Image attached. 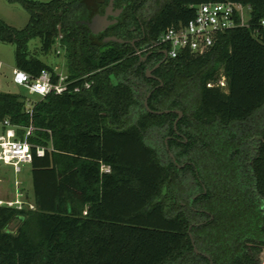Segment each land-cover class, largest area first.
<instances>
[{
  "label": "trees",
  "instance_id": "1",
  "mask_svg": "<svg viewBox=\"0 0 264 264\" xmlns=\"http://www.w3.org/2000/svg\"><path fill=\"white\" fill-rule=\"evenodd\" d=\"M117 1L126 9L109 30L124 29L128 42H103L80 22L107 0H9L28 22L18 29L0 18L14 67L33 76L46 69L55 82L29 42L39 39L46 56L59 37L67 82L36 100L0 90V130L8 120L22 138L34 127L32 197L0 204V264H261L264 45L254 29L264 0H230L250 6L249 25L218 33L203 54L168 58L154 77L146 70L161 55L142 60L131 27L144 35L141 47L187 23L196 5L221 0H154L142 32L143 2ZM220 74L225 88L207 86Z\"/></svg>",
  "mask_w": 264,
  "mask_h": 264
},
{
  "label": "built area",
  "instance_id": "2",
  "mask_svg": "<svg viewBox=\"0 0 264 264\" xmlns=\"http://www.w3.org/2000/svg\"><path fill=\"white\" fill-rule=\"evenodd\" d=\"M250 6L230 0L204 2L195 6L194 17L187 23L177 27L166 28L155 40L150 48L164 46L168 58H176L182 52H190L196 55L203 54L216 41L220 32L239 26L249 25ZM254 32L264 39V16L259 20ZM0 62V70H1ZM58 80L52 79L51 73L43 69L37 76L13 67L11 71L12 82L22 86L29 93L45 96L51 92L62 93L67 88L66 76L59 74ZM85 83V87H88ZM207 86H220L225 88L226 79L220 77L214 82H208ZM78 90V88H75ZM5 130H0V163L12 167L16 173L21 172L23 163H30L33 157L32 144L28 138L33 133L34 127L29 125L22 138L16 137L15 129L8 120H4ZM50 148V147H48ZM45 146L36 145L35 153L42 156ZM108 170V168H105ZM2 204V202L0 201ZM6 204L13 205L6 201ZM33 207V206H31Z\"/></svg>",
  "mask_w": 264,
  "mask_h": 264
},
{
  "label": "rangeland",
  "instance_id": "3",
  "mask_svg": "<svg viewBox=\"0 0 264 264\" xmlns=\"http://www.w3.org/2000/svg\"><path fill=\"white\" fill-rule=\"evenodd\" d=\"M37 1L47 2L50 0ZM79 17H84V14H80ZM0 18L10 26L20 29L28 22L29 15L19 3L9 2V0H0ZM58 38L52 50L46 56L41 54L40 42L37 38L30 40L29 49L32 53L40 56L44 62L51 64L59 74L66 76L65 54L63 48L60 46ZM14 61L15 46L11 43L0 41V62L2 64L0 70V90L3 92L23 94L32 98L33 100L40 98V96L31 94L25 88L12 82L11 71L14 67ZM88 84L90 85V83ZM31 187L32 182L30 163H23L21 165L20 173H16L13 171L12 167L5 166L0 163V201L2 204L6 203L7 201L13 205H16L17 207L23 206V199L31 200ZM31 206L32 204L29 205L30 208H32ZM17 223V220L13 221L9 225L10 229L14 230L17 226Z\"/></svg>",
  "mask_w": 264,
  "mask_h": 264
},
{
  "label": "flooded vegetation",
  "instance_id": "4",
  "mask_svg": "<svg viewBox=\"0 0 264 264\" xmlns=\"http://www.w3.org/2000/svg\"><path fill=\"white\" fill-rule=\"evenodd\" d=\"M140 2L142 3L143 2V8H140L137 12H136V15H135V17H136V19L138 20V24H139V28L141 29V32L142 31H144V26H145V24H146V21H147V17H149L150 15H152V9H154V6H155V1L154 0H140L138 3L140 4ZM107 4V3H106ZM106 4H104L103 6H102V10L101 11H98V12H103L104 11V7L106 6ZM119 8H121L122 9V12L119 14V20L116 22V24L115 25H113V26H110V27H108L107 29H106V32H105V34L103 35V38L105 37V36H108L109 34H114V35H117V36H119V37H121L122 39H124L123 37H124V35H125V33H124V29L122 30V31H118V30H114V31H112L111 32V30H109L110 28H113V27H117V23H119V21H121V19H122V16H123V14H124V11H125V9H126V4L125 3H118V1L117 0H115V3H114V8H113V10H116V9H119ZM82 12V11H81ZM95 13H97V12H95ZM94 13V14H95ZM83 14V13H82ZM82 18V17H81ZM91 18V17H90ZM89 18V19H90ZM83 20H85V19H81L80 20V22L81 21H83ZM79 22V21H78ZM78 22H77V24H78ZM131 29L132 30H134V33H133V37H132V39L129 41L130 42V44L132 45V46H134L135 47V53L137 54V55H139L140 56V58L142 59V60H146L147 58H148V56L149 55H151V54H153V53H158L159 55H161V59L153 66V67H151V68H148L147 70H151V74H150V76H148V77H154V75L152 74L153 73V71L156 69V68H158L160 65H161V63H163V62H165L167 59H168V56H167V51H166V48L164 47V46H161V47H158V48H150V46H151V44H152V42L151 43H149V44H147V45H144V46H141V47H139V46H137V43H140V41L143 39V37H144V35H141V34H139V31L136 29V27L135 26H132L131 27ZM90 30V29H89ZM137 30V31H136ZM108 31H110V33L108 32ZM91 32V31H90ZM144 33V32H143ZM125 41L124 42H128V40H126V39H124ZM147 70H146V74H147ZM149 95H150V93H148ZM147 94V95H148ZM149 95L148 96H146V98H148L149 97ZM145 98V99H146ZM177 119V118H176ZM178 121V120H177ZM169 137H167L166 139H165V143H166V148H167V139H168ZM169 155H170V157H172L173 158V155L171 154V153H169ZM173 160H174V158H173ZM175 162V161H174ZM194 198V197H193ZM192 198V199H193ZM192 201V200H191Z\"/></svg>",
  "mask_w": 264,
  "mask_h": 264
},
{
  "label": "water",
  "instance_id": "5",
  "mask_svg": "<svg viewBox=\"0 0 264 264\" xmlns=\"http://www.w3.org/2000/svg\"><path fill=\"white\" fill-rule=\"evenodd\" d=\"M115 0H107V4L104 7V11L97 12L91 16L89 20H83L81 21L82 24L87 25V27L90 29L92 35H104L106 32V29L110 26H113L116 24V22L119 20V14L122 12V9H116L114 8ZM119 42L122 43L125 40L121 37L109 34L108 36H105L103 38V42ZM151 70H147V75L150 76ZM149 95V94H148ZM147 95V96H148ZM145 105L147 106V98L145 99ZM170 110H163V111H153L155 113H163V112H169ZM178 113V117L174 122V127L176 126L177 120L182 116V112L180 110H175Z\"/></svg>",
  "mask_w": 264,
  "mask_h": 264
},
{
  "label": "crops",
  "instance_id": "6",
  "mask_svg": "<svg viewBox=\"0 0 264 264\" xmlns=\"http://www.w3.org/2000/svg\"><path fill=\"white\" fill-rule=\"evenodd\" d=\"M54 70H55V68H54ZM56 71V70H55ZM57 72V71H56ZM58 73V72H57ZM261 264H264V261L261 263Z\"/></svg>",
  "mask_w": 264,
  "mask_h": 264
}]
</instances>
